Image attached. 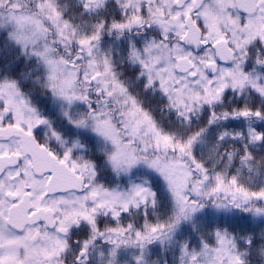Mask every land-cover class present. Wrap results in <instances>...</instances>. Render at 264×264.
Returning a JSON list of instances; mask_svg holds the SVG:
<instances>
[{
  "label": "snow or ice",
  "instance_id": "snow-or-ice-1",
  "mask_svg": "<svg viewBox=\"0 0 264 264\" xmlns=\"http://www.w3.org/2000/svg\"><path fill=\"white\" fill-rule=\"evenodd\" d=\"M0 264H264V0H0Z\"/></svg>",
  "mask_w": 264,
  "mask_h": 264
}]
</instances>
